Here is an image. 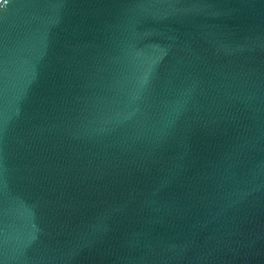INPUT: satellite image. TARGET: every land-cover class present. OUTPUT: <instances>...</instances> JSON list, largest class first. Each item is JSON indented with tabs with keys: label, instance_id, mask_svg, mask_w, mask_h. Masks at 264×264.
<instances>
[{
	"label": "water",
	"instance_id": "95a60500",
	"mask_svg": "<svg viewBox=\"0 0 264 264\" xmlns=\"http://www.w3.org/2000/svg\"><path fill=\"white\" fill-rule=\"evenodd\" d=\"M0 264H264V0H0Z\"/></svg>",
	"mask_w": 264,
	"mask_h": 264
}]
</instances>
